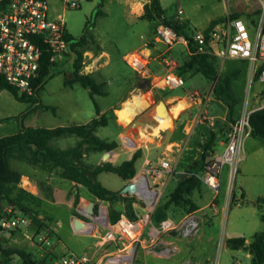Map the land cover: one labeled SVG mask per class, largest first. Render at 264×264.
Masks as SVG:
<instances>
[{"label": "rangeland", "instance_id": "1", "mask_svg": "<svg viewBox=\"0 0 264 264\" xmlns=\"http://www.w3.org/2000/svg\"><path fill=\"white\" fill-rule=\"evenodd\" d=\"M78 1L80 5L77 7H65L64 0H49V15L53 19L63 16L67 31L75 36L83 35L90 30V36L92 35L94 38H91L93 39L91 44L84 51V60L89 62L96 59L92 73L98 80L106 82L105 89L107 90L105 95H96V100L101 109L107 110L109 106L117 104L123 96H126L134 85L136 71L126 62L124 55L145 40L152 39L154 36L153 27L148 20L139 23L133 21L126 8V0ZM160 1L169 16L177 14V4L180 2L184 13L179 15L189 22L190 30L206 27L212 20L237 8L248 11L259 8L257 0H239L238 5L234 0L229 2L226 0ZM99 11L102 12L99 13ZM249 21H251L250 18ZM141 23L145 25L144 29L141 27ZM141 30L146 32L143 37L141 36ZM157 46L162 51L166 48V45L161 42L157 43ZM186 52L187 46L182 42H177L167 55L173 60L181 62ZM68 59L67 55L63 60H59L58 66L61 71L57 72L40 91L42 102L53 106L54 109L36 107L21 117L30 107L31 102L19 100L6 88L0 89V137L16 132L21 123L26 126L72 125L86 122L96 116V105L89 89L78 81L73 84L65 83V78L71 76ZM218 66L222 73L240 69L238 76L234 79V86L242 96V102L239 105L240 116L245 111L251 110L253 106L264 104V80L252 76V63L250 60L233 57L219 58ZM184 78V84L174 89L165 87L162 92L160 91L161 87L154 86L152 79L146 80L148 89L152 88L154 93V96L151 92L146 94L151 98V104L148 108L144 112L138 113L136 119L129 125L123 124L124 127L116 123L114 120L116 116L112 114V109L108 110L111 119L107 125L98 128L97 134L103 138L117 141L121 140L122 132L126 133L125 136L130 137L134 128H137L136 121L154 109L160 99H164L168 104L175 102L176 97L165 94L171 91L182 96L191 95L192 98L201 94V104L200 107H194V116H199L200 120L204 122L219 121V117H215H222L226 111V106L220 103L212 94L214 82L200 72L191 75L185 74ZM135 85L136 88H141L139 82L136 81ZM135 90V92L139 91V89ZM195 90L200 94L194 92ZM209 130V127L201 126L197 132L198 137ZM181 140L183 142H181L179 149L165 154V158L169 159L172 164L178 160L177 165L181 169L200 167L205 162L202 156L205 142L197 138L198 147L196 143H193V138L191 139L190 135H184ZM76 141V136H68L54 140V143L67 147L74 145ZM184 141L186 142L184 143ZM130 147L137 149V144ZM155 153V160L158 161L160 152L156 151ZM242 154L243 157L238 163L233 180L230 181L228 176L227 183H224L220 189L219 201L220 204H224L222 212L217 199H214L218 205L216 211H212L209 207L205 208L213 200L214 191L204 183L202 188L193 194L194 202L199 205L198 209L205 208V212L199 210L200 213H203L198 232L183 237L177 231H172L161 237L162 240H176L180 244L178 252L169 256L171 260H177L178 264H182V261L187 258L196 264H253L251 254L245 247H233L227 244L226 239L243 235L251 240L255 232L264 228V220L261 215L264 212V140L258 136H247L244 140ZM100 156H102L101 152H93L89 154L88 160L94 162ZM142 161V157H139L136 161L137 173L141 170ZM10 163L16 169H21L27 165L25 162L14 158L10 159ZM228 173L229 165H225L222 173L223 177L225 178ZM98 178L111 189L121 190L122 188L123 180L115 172L103 171L99 173ZM177 178L173 176L169 180L162 195V204L167 201L170 192L176 187ZM70 183L69 179L63 180V184L66 186ZM84 189L87 193L89 192L87 188ZM243 190L246 196L241 200V203L231 204L233 195L241 197ZM100 200L103 201L104 199ZM53 211L57 221V232L61 236V240L58 242L54 234L50 235L48 232H42L40 234L46 236L50 243L46 244L45 241L41 240L40 244L36 242L34 244L39 247L47 246L48 255H56L51 264H62L61 257L64 254L70 252L80 254L85 250H89L96 238L85 233L75 232L69 220L70 210L66 205V199L64 202L56 204ZM157 213L160 216L161 209ZM18 214H22V212L19 211ZM168 214L174 219L180 220L188 213H185L181 207L172 206L168 210ZM27 227L22 225V230L26 231ZM29 232L31 237H36L35 226L31 227ZM27 239L25 237L19 244L34 251L31 248L33 245ZM160 244V242L153 244L151 242L137 243L131 264L154 263L149 253L152 249L160 248ZM13 257L17 264H24L19 256L13 255Z\"/></svg>", "mask_w": 264, "mask_h": 264}, {"label": "built area", "instance_id": "2", "mask_svg": "<svg viewBox=\"0 0 264 264\" xmlns=\"http://www.w3.org/2000/svg\"><path fill=\"white\" fill-rule=\"evenodd\" d=\"M257 1L259 13L253 28L243 16L232 17L228 12L209 34L204 30H197L193 32L192 38L198 52H210L223 59L233 57L250 60L252 76L259 71V79L264 80V0ZM79 5L78 0H64L65 7ZM179 12L181 13L182 9H179ZM66 31L63 16L57 19L50 17L49 0H0V73L20 91L33 93V80L39 71L43 49L51 51L53 60H63L68 55L70 49ZM159 42L166 45V48L155 52L153 47L158 49ZM177 42L189 47L190 38L179 34L172 26L160 23L152 39L145 40L143 46L127 52L124 58L139 76L152 79L154 86L175 88L185 83V78L177 72V61L167 55ZM95 60L89 62L84 60L81 72H93ZM154 61L159 69L165 70L163 72L153 70L151 63ZM251 111L252 109L245 111L231 123L224 150L208 154L204 168L195 172L214 191L213 200L205 208L209 207L212 211L218 209L214 199L220 193L225 165H229L228 176L230 181L233 180L238 163L243 157L244 140L251 135ZM125 141L129 144L134 140L126 136ZM185 172L167 158H161L154 165L148 162L142 167L131 179L138 185V191L130 193L139 200L135 205L136 218L122 213L112 222L108 207L100 198L94 203L93 213L84 206L77 207L76 214L85 216L87 230L98 233L97 249L80 254L73 252L65 254L61 257L62 264H112V261H115L114 264H131L135 245L146 242L151 244L160 242V252L165 256L178 252L179 247L176 243L164 244L161 240L162 235L172 231H177L182 236L196 234L205 208L189 212L180 220L167 216L158 224L153 223V213L169 180L176 174ZM142 178L144 183L141 182ZM199 210L203 212L200 213ZM30 220L26 215L4 216L0 220V235L8 234L14 227L29 226ZM38 240L50 243L44 235H40ZM110 242L116 244V251L106 250L105 246ZM99 248L105 254L104 263H99L96 258ZM8 264L17 263L11 259ZM183 264L194 263L186 260Z\"/></svg>", "mask_w": 264, "mask_h": 264}, {"label": "trees", "instance_id": "3", "mask_svg": "<svg viewBox=\"0 0 264 264\" xmlns=\"http://www.w3.org/2000/svg\"><path fill=\"white\" fill-rule=\"evenodd\" d=\"M102 11H99L101 13ZM232 17L243 16L251 19L250 27L256 23V15L259 8L248 11L246 9H237L230 12ZM147 19L153 27V35L155 34L158 24L164 23L172 26L179 34L186 35L190 38L188 51L183 57V61L179 62L177 72L184 77L185 74L202 73L205 77L214 82L212 94L225 102L228 106L226 114V123L224 126L215 131L213 128L207 132L209 137L204 141L202 156L206 162V156L216 152V143L219 138L224 137L228 140V132L231 123L240 117L239 105L242 102V96L238 93L234 86V79L238 76L240 69H235L227 73H222L219 69V57L210 52H198L192 38L194 30H190L189 22L166 14L160 0H149L144 5V12L140 16ZM225 15L212 20L210 25L204 29L206 34L223 19ZM249 24V23H248ZM66 37L69 41L68 61L71 70V76L65 78L66 84L80 82L84 87L89 89L90 95L95 102L97 114L87 122L72 125L57 126H26L21 123L20 128L13 133H9L0 137V220L4 216L13 217L16 215H26L30 217V225L35 226V239L37 243L38 237L42 232H48L50 235L57 234L52 227L53 218L49 216L43 208V198L41 195L35 194L26 189L22 185L23 173L11 166L10 159L26 160L33 164H39L45 169L52 170L60 168V174L70 180L80 182L85 185L88 190L96 197L110 202L109 216L112 222L116 221L122 213L127 214L131 218H136L135 205L139 202L138 198L129 193H123L122 190H114L103 184L99 178V173L103 171H111L117 173L122 179L130 180L136 173V161L142 155V148H137L132 157L125 159L119 164H114L110 160L95 163L88 161V155L91 152H106L118 146L116 140L103 138L97 134L100 126L107 125L111 119L109 111L101 113V108L96 100V95H105V81L98 80L92 72H81L84 66V51L91 44L90 30L82 36H75L66 31ZM94 38V37H93ZM153 45V43H152ZM71 51L75 53L73 58ZM52 53L44 48L40 60V67L37 76L33 80V93L20 91L16 86L7 81L5 76L0 73V89L6 88L10 90L16 98L22 101H30V107L24 116L31 110L37 108L48 109L53 106L42 102L40 91L46 83L54 77L57 72L61 71L58 66L59 60L51 59ZM153 70H160L155 62L151 63ZM255 76L259 78V71ZM169 93V92H168ZM114 109L112 114L114 116ZM1 120V119H0ZM250 123L252 126L251 135L258 136L264 140V106L252 109L250 113ZM76 136L77 141L74 145L62 147L54 144L53 140ZM205 162L198 168L178 169L186 171L175 176L177 178L176 187L170 192L167 201L162 202L161 197L154 213L153 218L157 220L156 213L161 209L159 221L168 214L170 207L178 206L189 213L199 208L193 200L195 191H199L204 182L195 174L204 168ZM222 188V185H221ZM245 198V193L241 197L235 194L232 197L231 204H240ZM263 200V199H260ZM77 202V201H76ZM121 202L124 207H115V203ZM10 208V209H9ZM25 209V211L22 210ZM21 211L22 214H18ZM43 214L41 217L40 214ZM169 215V214H168ZM264 220V212H262ZM22 227L11 228L10 231L16 232ZM227 244L233 247H245L250 253L253 264H264V228L255 232L251 240L245 236H232L226 239ZM42 245V244H41ZM41 249V250H40ZM42 251V252H41ZM48 247H38L36 251L29 250L25 247L12 245L6 241L4 236L0 235V264H8L13 259V255L20 257L24 264H51V258L56 255H48Z\"/></svg>", "mask_w": 264, "mask_h": 264}, {"label": "crops", "instance_id": "4", "mask_svg": "<svg viewBox=\"0 0 264 264\" xmlns=\"http://www.w3.org/2000/svg\"><path fill=\"white\" fill-rule=\"evenodd\" d=\"M126 1H127L126 2V5H127L126 8H127L128 12L131 14L133 21L139 23L141 21L143 22L144 20H147V19L141 18L140 16L144 12L145 3L148 2L149 0H126ZM235 2H236V5H238L239 0H237ZM179 9H182L181 13H184V10H183L180 2H178V4H177V14L174 17L182 19L179 15V14H181L179 12ZM237 9H239V8H237ZM228 12H232V11H228ZM247 21H248L249 25H251L250 24L251 22L249 21V19H247ZM141 24H142L141 27H143V29H144L145 25L143 23H141ZM208 26L203 27V28L198 29V30H204ZM251 28H253V25L251 26ZM141 31H142L141 36L143 37L146 32L143 30H141ZM194 31H197V30H194ZM143 43L144 42H142V44L135 46L134 49L141 47L143 45ZM157 48H158V46H157ZM155 49L156 48L153 47V50L155 52H157V50H160V49H156V50ZM130 51H132V50H130ZM187 51H188V46H187ZM154 62L156 63V61H154ZM177 63L179 64V61H177ZM178 64H177V66H178ZM164 70L165 69H160L161 72H163ZM140 78H141V76H139L136 72L135 79H134V85L130 89V92L127 93L126 96H123L121 98V100H119L117 102V104L109 106L107 108V110L101 109V113L106 112L110 109H114V113H116V110L123 107L125 101L127 99L132 98L135 93L148 94L149 92H151V94L154 96L153 89L152 88L148 89L147 81L146 80L141 81ZM147 80H148V78H147ZM136 81L140 83L141 88H136L137 87L135 85ZM135 89H139V91L135 92L136 91ZM164 89H165V87H161L160 91L162 92V91H164ZM171 89H174V88H171ZM194 92H197L198 94H200L196 90ZM165 94L169 95V96L176 97L175 102H173V104H168L169 113L171 112V117H172L171 123L167 124L166 126L161 127L158 132H155L154 127L159 125V121H158L159 118H157V116H156L155 107H154V109L149 111L144 117H141L140 119H138V121H136L137 128H134V131L130 134L131 135L130 137L134 140V143H135L134 145L137 144V148L141 147L143 150L142 155L140 156L143 158V161L141 164V169L148 162H150L151 165H154V164H156V162L158 163L161 158H165V156H166L165 154L171 153L172 151L179 149L181 142H183L181 139L183 138L184 135H186V136L190 135L191 139L193 138V143H196L198 146L199 144L196 140L197 138H200L201 141H205L209 137L208 133H202L200 135V137H198L197 132L201 126L213 128V130L218 131L226 123V114L228 111V106L225 102H223L220 99H218V101L226 106V111H225L224 115L222 117H220V116L215 117V118L219 117V119H220L219 121H215V122L206 121V122H204L203 120H200L199 116L195 117L194 112H193L194 107H196V106L200 107L201 94L195 96L194 98H192L191 95L182 96L181 94L174 93L172 91L169 93L167 92ZM120 104H122V105H120ZM174 104H181L180 111L177 115H175L174 113H172V111H170V105H174ZM261 105H264V104H261ZM261 105L253 106L252 109L259 108ZM147 108H145L143 110V112ZM136 116L133 119V121L136 119ZM114 120L116 121V123L118 125L124 127L123 123L119 122V120L117 118V114H116V118ZM87 121H89V120H87ZM142 121H148V124L144 125ZM50 127H53V126H50ZM125 135H126V133L122 132L121 140L120 141L116 140L118 142V146H116L114 149L110 150L111 152H110V155L108 157V160L112 161L114 164H119L122 161H124L125 159L132 157L134 151L136 150V149H132L130 147L133 145H129L125 141V137H126ZM251 136H254V135H251ZM54 140H57V139H54ZM54 140H53V143H54ZM194 140H195V142H194ZM185 142L186 141H184V143ZM225 145H226V139L224 137L219 138L217 143H216V146H215L216 152L223 151L225 148ZM156 151L160 152L158 161L155 160V154H156L155 152ZM95 152H99V151H95ZM91 153H93V152H91ZM101 154H102V156H100L99 159L95 160L94 161L95 163H100L102 161H106L103 159L104 152H101ZM21 161H23L27 164L25 167L18 169L19 171H21L23 173L22 185H23V187L30 190L31 192L38 194V195H41V197L43 198L42 206L46 210L47 214L53 218V221L51 222V224H52V227L56 230L57 234H54V235L56 236L58 242L61 240V236L57 232V228H56V222L57 221H56V217L54 215L53 209L56 206V204L64 202L66 199V205H67L68 209L70 210L69 220H70V223L73 226L75 232L76 233H85L89 236L96 238V240L93 242V246L91 248H89V250H85V251L96 250L97 249V241H98V235H97L98 233H92L88 230L78 231L74 227V221H75L76 216H79L82 219H85V216H82V215L80 216V215L76 214V208L79 206H84L88 210V208L91 204V201H96L98 199V197H96V196L94 197V195L88 190V188L80 182H76V181L69 179L71 181V183L67 186L64 185L63 180L68 179V178H66L60 174V168H53L52 170H49V169L43 168L39 164H33V163L28 162L26 160H21ZM177 161H175V163H173V165L177 166ZM122 180L123 181H122L121 187H123L126 183L131 181V179L130 180L122 179ZM227 181H228V175L224 178L223 174H222V185L224 183H227ZM84 188H87V190L89 192L87 193L86 189H84ZM243 193H245L244 190L241 192V196ZM245 196H246V193H245ZM219 198H220V196L216 198L217 201H219ZM104 203L107 205V207L109 209L111 206L110 202L106 200ZM219 205L221 206L220 210L222 212L224 204H220V201H219ZM113 206L119 208V207H122L123 204L121 202H117ZM162 215H164V214H161L160 216H162ZM40 216L42 217L43 214L41 213ZM160 216H158V213H156L157 220H155L153 218L154 224L159 223V217ZM166 216H170V215L166 214ZM31 227H33V225H29L27 227L26 231H23L22 228H20L16 232L10 231L8 235L4 234L3 236L5 237V239L8 243H10L12 245L20 246V247H23V246H21V244H19V242L23 241L26 237L30 240V243L33 245V247H31V248H33L34 251H36L38 245L37 244L35 245L34 242L37 243V241L35 238H33V237H31V235H29L30 234L29 231H31ZM21 234H23V236H21ZM162 241L164 242V244L176 243V245L180 249V244L176 240H169V239L164 240L163 239ZM105 247H106L107 251H111V252L116 251V244L114 242H110ZM112 247H114V248H112ZM160 249H161V246L158 249L150 250L149 254L151 255V258L154 262L152 264H178L177 260H173V259L171 260V258L169 256H165V255L161 254ZM54 250L56 252V247ZM85 251H83V252H85ZM102 251H103L102 249H100V251L98 250L99 253L97 254V257H96V258H98L99 263H104V261H105L104 260L105 254ZM53 259H54V257L51 258V262ZM12 260H14V257ZM186 260H190V259L189 258L185 259L184 261H182V264ZM192 263H194V262H192ZM194 264H196V263H194Z\"/></svg>", "mask_w": 264, "mask_h": 264}, {"label": "bare ground", "instance_id": "5", "mask_svg": "<svg viewBox=\"0 0 264 264\" xmlns=\"http://www.w3.org/2000/svg\"><path fill=\"white\" fill-rule=\"evenodd\" d=\"M150 104V98L146 94L135 93L132 98L127 99L125 101L123 107L116 110L119 122L125 125H129L133 121L135 116L140 112L142 113V111L147 108ZM180 108L181 104L170 105V111H172V113H174L175 115L179 113ZM157 118H159V125L154 127L155 132H158L161 127L171 123V112L167 117ZM129 144L134 145L135 143L134 141H130ZM141 182H145L143 178L141 179Z\"/></svg>", "mask_w": 264, "mask_h": 264}, {"label": "water", "instance_id": "6", "mask_svg": "<svg viewBox=\"0 0 264 264\" xmlns=\"http://www.w3.org/2000/svg\"><path fill=\"white\" fill-rule=\"evenodd\" d=\"M82 36V35H80ZM72 56L74 58L75 53L73 51H71ZM140 80H147V78L145 77H141ZM149 80V79H148ZM155 112H156V116L158 117H167L169 115V106L168 103L164 100V99H160L158 101V103L155 106ZM138 121V120H137ZM144 125L148 124V121H142ZM111 151H106L103 154V159L104 160H108V157L110 155ZM122 192L123 193H136L138 191V185L136 182L134 181H129L128 183H126L123 187H122ZM94 203L95 201H91V204L88 208V211L90 213L94 212ZM23 211H25L24 208H22ZM74 227L78 230V231H86L87 230V221H85L84 219H82L79 216L75 217V221H74ZM114 264L115 261H112Z\"/></svg>", "mask_w": 264, "mask_h": 264}, {"label": "flooded vegetation", "instance_id": "7", "mask_svg": "<svg viewBox=\"0 0 264 264\" xmlns=\"http://www.w3.org/2000/svg\"><path fill=\"white\" fill-rule=\"evenodd\" d=\"M87 32H88V31H87ZM87 32H86V33H87Z\"/></svg>", "mask_w": 264, "mask_h": 264}]
</instances>
